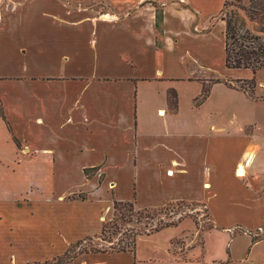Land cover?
<instances>
[{"label": "crops", "instance_id": "0c3cea01", "mask_svg": "<svg viewBox=\"0 0 264 264\" xmlns=\"http://www.w3.org/2000/svg\"><path fill=\"white\" fill-rule=\"evenodd\" d=\"M167 1L0 0V260L57 257L100 234L113 200H135L140 209L197 203L211 220L237 221L203 232L193 260L170 253L175 239L200 233L179 222L138 237L133 253L83 254L73 264H264V237H254L264 235V133L255 116L264 111L263 82L254 98L214 82L253 75L213 74L194 45L208 40L211 20L185 0ZM185 81L201 82L196 98L182 93ZM204 87L208 96L194 106ZM182 96L192 101L188 113ZM91 168L98 171L87 178ZM79 192L85 200L70 198ZM33 203L46 205L39 219ZM52 217L59 225H48ZM14 249L42 255L23 259Z\"/></svg>", "mask_w": 264, "mask_h": 264}, {"label": "rangeland", "instance_id": "374dc122", "mask_svg": "<svg viewBox=\"0 0 264 264\" xmlns=\"http://www.w3.org/2000/svg\"><path fill=\"white\" fill-rule=\"evenodd\" d=\"M131 3H134V0H128ZM179 0H168L167 2H178ZM225 1H232V0H185L186 5L185 7L187 8H193L195 7L198 12V18L205 21L211 20V27H210V33H209V38L208 40L205 41V43L199 44L197 43L198 41L195 42L194 45H198V52H203L206 54L208 61L212 65V73L217 74V75H227V76H232L234 74V71L232 70H227L224 66V49H223V23L220 21L221 17L223 16L221 10L223 9V3ZM158 2V1H156ZM193 6V7H192ZM106 10V9H105ZM104 11V10H103ZM109 11V10H107ZM112 11V9H111ZM108 13V12H106ZM111 14V13H110ZM245 25L249 28H253L254 24L250 22H246ZM195 64L191 63V66H194ZM195 68V67H191ZM179 67L177 64H175L174 68V73L177 75L179 74ZM242 74H244L246 77H251V72L248 70L240 71ZM197 78H203L201 75L196 74ZM255 85L257 86V83L263 82L262 85L257 87V92L258 93H264V70L257 71L255 74ZM227 80V79H226ZM231 81V80H227ZM241 85V84H240ZM244 85V87L247 88V85ZM180 86V89L183 90L182 93L184 92L185 94H195L194 98L197 97V95L200 93L202 84L201 82L197 81H185L183 84H178ZM180 90V92H181ZM255 94V91H254ZM181 102H182V107L184 108L185 112L188 113L189 110L186 109V106L192 102L187 98L185 101L183 100V96L181 97ZM194 106H199V101L197 100L194 102ZM257 119L260 121L261 126H257L256 131L264 133V111L257 109L256 110V115ZM253 128V127H252ZM21 153L24 154V152L21 150ZM102 177L100 178L101 181ZM76 194H85L87 196V192H79ZM227 202V200H224V203ZM29 204V203H28ZM259 204V203H257ZM254 205V209H259V205ZM23 206V210H27L26 203L21 204ZM226 204L222 205L221 202H219V206L223 207ZM46 207V205H41V204H34L33 203V210L36 211V217L39 219L40 214L41 216L43 215L42 210ZM140 209V208H139ZM231 210V209H230ZM77 211L73 209V213H64V217H69L73 216L76 214ZM40 213V214H39ZM47 213V212H46ZM228 213V212H226ZM255 213V212H254ZM259 212L257 211L255 215L252 217H255L256 214ZM229 214V213H228ZM77 215V214H76ZM3 216V215H2ZM48 216V215H47ZM6 217V215H5ZM55 217V216H54ZM52 217V220L47 219V223L49 226L54 225V222L58 220H55V218ZM9 218V217H7ZM10 219V218H9ZM181 219V229H186L188 226H190V222L193 224V228L199 230V235L198 237H194L193 233H190L189 231L187 233H184L178 239H175L173 242V245L170 249V253L172 257L175 260H193L195 257L199 255V251L201 248V243H202V234L203 232H206L207 230L212 229L213 227L215 230L219 231L216 229V223L221 226H229L230 224L234 223L237 221L235 217H225V216H218L217 218H213V220L210 219L209 214L207 213V210L204 206L197 204V203H188V202H181V203H171L169 205L155 208L153 211H148V212H142L141 215L133 217L132 221L130 223L120 225V232L112 238V242L108 243L106 241H102L98 236H91L87 237L83 240H80L76 243L71 244L66 252L70 251V254L72 255L75 252H80L82 250H89L91 248H96V249H109L111 246H115L117 242L121 239L124 240L126 239V236L132 235L135 232H141V233H147L151 230H154L155 228L161 226V225H170V227L176 226L178 223V220ZM185 219V220H184ZM258 219H253L250 220L252 221L253 224L257 223ZM8 220H6L4 223H6ZM67 221V220H66ZM110 220H107L105 222H108ZM213 221V222H212ZM241 221V220H240ZM242 221H246L243 220ZM11 222V221H8ZM3 223V224H4ZM26 225H36L33 223V221H29L26 219L24 222ZM16 224H14V227L16 229ZM59 225V224H58ZM1 226V225H0ZM11 229L13 228L12 225H10ZM60 227V226H58ZM63 227V226H62ZM233 227L237 226H231L227 229H231L230 232H232ZM264 229V228H263ZM235 230V231H234ZM233 232L234 234H245L246 231L237 227L234 228ZM259 233V231H257ZM264 233V232H263ZM248 234V233H247ZM251 235V234H250ZM257 236V237H256ZM216 237V238H215ZM254 237H264L262 234L255 235ZM192 240H195L193 247H189V251H185L187 243ZM212 245L213 250H220L222 252V248L224 246H221L222 242H220V239L217 238V235H212ZM242 243V242H241ZM6 252V250H5ZM14 253H16V256L19 258L22 257L23 259L26 256L30 257H35L36 255L42 253H39V251L36 250H22V249H14ZM33 255V256H31ZM6 257V256H5ZM10 258V257H8ZM77 258V257H76ZM75 258V259H76ZM74 259V260H75ZM14 262V260H13ZM12 262V263H13ZM8 259L1 257L0 264H9ZM74 263V262H73ZM19 264V263H17ZM218 264H221V262H218Z\"/></svg>", "mask_w": 264, "mask_h": 264}, {"label": "trees", "instance_id": "16d2710c", "mask_svg": "<svg viewBox=\"0 0 264 264\" xmlns=\"http://www.w3.org/2000/svg\"><path fill=\"white\" fill-rule=\"evenodd\" d=\"M221 12L223 14L221 20L225 25L223 32L224 66L226 69L250 70L253 76L249 79L231 81L215 80L214 82H222L228 87L244 92L249 98H254V75L257 71L264 70V0L225 1ZM246 22L253 23L254 27H247L245 25ZM242 84L247 85V88ZM208 91V88L204 87L197 100L201 102L206 99ZM168 105L171 110H176L177 102L174 92L173 94H168ZM97 171V168L87 169L84 170V175L89 178L96 174ZM70 198L73 200H85L86 195L73 194ZM153 209L155 208L139 209L136 206L135 200H113V217L110 221L103 223L99 234L100 240L111 243L112 238L120 232V225L130 223L133 217L141 215L142 212L153 211ZM179 222H181V219H179L177 223ZM167 227H170V225H161L145 234L157 232ZM145 234L135 232L129 236L125 235L126 239H120L115 246L113 245L109 249L100 250L91 248L89 250L75 252L72 255L70 251H68L50 260L32 262L29 264H73L74 259L83 254L114 252L133 253L137 238Z\"/></svg>", "mask_w": 264, "mask_h": 264}, {"label": "bare ground", "instance_id": "6f19581e", "mask_svg": "<svg viewBox=\"0 0 264 264\" xmlns=\"http://www.w3.org/2000/svg\"><path fill=\"white\" fill-rule=\"evenodd\" d=\"M243 174H244L243 169L240 168V169L238 170V175H239V176H243Z\"/></svg>", "mask_w": 264, "mask_h": 264}]
</instances>
